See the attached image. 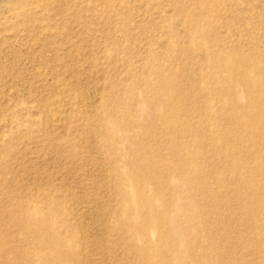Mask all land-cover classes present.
Here are the masks:
<instances>
[{
	"label": "rangeland",
	"instance_id": "rangeland-1",
	"mask_svg": "<svg viewBox=\"0 0 264 264\" xmlns=\"http://www.w3.org/2000/svg\"><path fill=\"white\" fill-rule=\"evenodd\" d=\"M125 157L199 204L183 263L264 264V0H0V264H55L41 220L62 264H145Z\"/></svg>",
	"mask_w": 264,
	"mask_h": 264
},
{
	"label": "bare ground",
	"instance_id": "bare-ground-1",
	"mask_svg": "<svg viewBox=\"0 0 264 264\" xmlns=\"http://www.w3.org/2000/svg\"><path fill=\"white\" fill-rule=\"evenodd\" d=\"M161 104H163V101H161ZM232 107L238 108V110L240 109L244 111V113L246 112L245 108L239 106V104ZM153 113V118L162 116L158 111L157 104L155 105ZM240 118L245 122L250 121L251 124H254L249 114H245ZM122 153H124V151L120 149L116 150L117 155H122ZM126 159L127 157L123 158L121 173L124 176L133 175L134 179H131L129 184L133 190L134 200L136 201L138 198V202L135 203L136 210L131 209L128 213V217H125V223H127V221L130 223L129 231L133 249L144 259L145 264H185L181 257L178 255L175 256V235L176 233L179 234V243L182 247H185V230L181 228L179 220L181 216L184 215V211L190 209V203L193 207L194 205L199 206V204L195 199H191L189 201L190 203L180 204L182 197L179 194L180 191L175 189V184L172 185L169 183V180L164 179H162V182L154 183V179L157 181L156 175H151L147 170L144 171L141 167L140 169L136 165L127 167ZM150 191H153L152 195L148 194ZM126 197L127 193L124 192L122 200ZM250 203L251 201H245L242 207H246V205ZM37 212L40 217L44 214L43 210H38ZM190 216L191 215H188L186 218L190 219ZM183 219L187 220L185 218ZM32 223L37 224V226L48 227L46 230V238L34 237L36 243L43 246L46 245L39 253V256H44L47 260H54L55 264H62L65 246L58 240L57 235L54 233L53 229H51L50 222L48 223L47 221L41 220L40 222L32 221ZM166 223L168 225L167 229ZM23 225L27 226L28 223ZM164 225L165 228H163ZM257 227L264 231V225L261 224ZM149 233L154 234V239L148 236ZM167 239L170 242H168ZM163 241L167 243L165 244ZM190 245L193 247L191 243ZM2 248L0 247V254L6 253ZM207 249L208 248H205L206 251Z\"/></svg>",
	"mask_w": 264,
	"mask_h": 264
}]
</instances>
